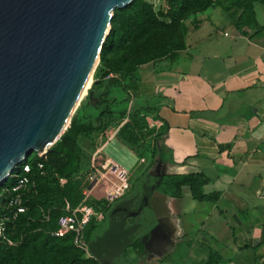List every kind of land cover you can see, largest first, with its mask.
<instances>
[{"label": "trees", "instance_id": "1", "mask_svg": "<svg viewBox=\"0 0 264 264\" xmlns=\"http://www.w3.org/2000/svg\"><path fill=\"white\" fill-rule=\"evenodd\" d=\"M155 9L144 0H133L114 11L111 31L100 55L90 89L97 102L88 98L73 115L69 127L52 146L45 158L37 154L20 164L8 181L0 186V217L17 212L18 199L25 211L4 222L0 237V264H130L126 254L131 248L143 256L151 233L160 230L149 201L154 193L181 199L188 188L197 202L215 203L217 192L205 193L211 180L203 173L156 174L159 161L173 164L172 152L166 146L168 125L150 129L148 118L159 120L156 108L133 109V98L141 90V66L161 60L175 62L186 49L184 21L215 4L216 0H160ZM264 0H230L229 8L239 11L234 21L237 31L248 38L264 31L256 18L255 5ZM126 121L116 139L137 159H148L144 171L131 183L130 189L111 202L89 201L96 213L85 229L90 257L76 248L73 236L58 238L59 217L68 205L76 208L82 201V184L78 179L85 168L86 154L80 145L84 137L104 133ZM149 136L150 141L145 143ZM29 172L23 171V166ZM23 179L27 184L19 191L13 188ZM65 181L61 184V181ZM137 213L135 216L131 214ZM264 236V232H263ZM11 242V244H9ZM213 251L201 264H220Z\"/></svg>", "mask_w": 264, "mask_h": 264}, {"label": "crops", "instance_id": "2", "mask_svg": "<svg viewBox=\"0 0 264 264\" xmlns=\"http://www.w3.org/2000/svg\"><path fill=\"white\" fill-rule=\"evenodd\" d=\"M229 3L216 0L184 21L186 49L173 63L141 66L132 101L136 110L157 109L159 120L148 118L154 127L168 125L174 163L161 173H203L205 193L220 199L194 201L188 188L181 199L154 193L160 230L143 240V256L127 249L130 264H201L210 251L220 264H264V31L241 35ZM255 13L264 26V7Z\"/></svg>", "mask_w": 264, "mask_h": 264}, {"label": "water", "instance_id": "3", "mask_svg": "<svg viewBox=\"0 0 264 264\" xmlns=\"http://www.w3.org/2000/svg\"><path fill=\"white\" fill-rule=\"evenodd\" d=\"M132 2L0 0V186L32 154L45 158L67 130L114 11ZM86 96L98 101L90 90Z\"/></svg>", "mask_w": 264, "mask_h": 264}, {"label": "rangeland", "instance_id": "4", "mask_svg": "<svg viewBox=\"0 0 264 264\" xmlns=\"http://www.w3.org/2000/svg\"><path fill=\"white\" fill-rule=\"evenodd\" d=\"M144 1L152 4L156 10L162 7L160 0ZM92 81L94 82V75ZM87 98L86 96L82 102ZM125 122H118L104 133H96L89 137H84L80 141L83 152L86 154L85 168L83 171L89 170L90 172L92 162H94L99 171V173H96V178L99 183L90 194L89 201L102 202L104 204V202L108 203L120 197L130 189L131 183L144 171L149 163V160L146 158L137 159L136 152H138V149L130 151L123 145H120L116 141V138H110L109 130L113 127H121ZM149 128L157 129L153 126V123H149ZM149 141L150 137L147 136L144 142L147 143ZM34 155L35 153L31 155V159ZM78 179L82 184V194L87 183L85 180L86 174L83 173ZM185 190L187 191V188ZM163 198L165 200L172 199L165 196ZM152 236L153 234L150 237Z\"/></svg>", "mask_w": 264, "mask_h": 264}, {"label": "built area", "instance_id": "5", "mask_svg": "<svg viewBox=\"0 0 264 264\" xmlns=\"http://www.w3.org/2000/svg\"><path fill=\"white\" fill-rule=\"evenodd\" d=\"M118 128L113 127L109 130L110 138L114 139L116 136ZM23 171L29 172V167L27 165L23 166ZM96 173H99L98 168L95 166L94 162L91 165V171L86 174V185L82 191L83 199L81 203L76 208H71L70 206H66L64 208V214L59 217L57 222V230L53 232V235L58 238H64L67 235L73 236V242L76 248L83 251L87 256L90 257L89 247L87 242L85 241V229L89 224L90 220L93 217H97L98 220L102 219V215L96 213L92 206L89 205V197L92 191L98 185V179L96 178ZM65 181H61V184H64ZM27 184V180L23 179L19 182V185L13 188V191L17 192L20 189L24 188ZM14 204H17V212L11 213L9 216L0 217V237L3 236L4 232V222L10 221V218H15L17 213H24L25 209L20 206V202L17 199ZM11 244V242H9ZM12 245V244H11Z\"/></svg>", "mask_w": 264, "mask_h": 264}, {"label": "bare ground", "instance_id": "6", "mask_svg": "<svg viewBox=\"0 0 264 264\" xmlns=\"http://www.w3.org/2000/svg\"><path fill=\"white\" fill-rule=\"evenodd\" d=\"M91 84H92V78L89 80V82L87 83V85H86V87H85V90H84V92H83V94H82V96H81V99H80L81 102H82V100L85 98V95H86L87 91L89 90ZM80 101H79V103H80ZM77 106H78V104H77ZM67 125H68V123L65 125V127L63 128V130L66 128ZM47 148H48V147H47ZM47 148L41 150V153H44V151H45Z\"/></svg>", "mask_w": 264, "mask_h": 264}]
</instances>
